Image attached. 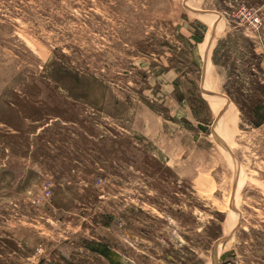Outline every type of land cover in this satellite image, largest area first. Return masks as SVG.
<instances>
[{"label": "rangeland", "instance_id": "obj_1", "mask_svg": "<svg viewBox=\"0 0 264 264\" xmlns=\"http://www.w3.org/2000/svg\"><path fill=\"white\" fill-rule=\"evenodd\" d=\"M0 264H264V0H0Z\"/></svg>", "mask_w": 264, "mask_h": 264}, {"label": "bare ground", "instance_id": "obj_2", "mask_svg": "<svg viewBox=\"0 0 264 264\" xmlns=\"http://www.w3.org/2000/svg\"><path fill=\"white\" fill-rule=\"evenodd\" d=\"M213 106H214L215 108H217V109H218L220 106L223 107L222 103H220V102H214V103H213Z\"/></svg>", "mask_w": 264, "mask_h": 264}, {"label": "built area", "instance_id": "obj_3", "mask_svg": "<svg viewBox=\"0 0 264 264\" xmlns=\"http://www.w3.org/2000/svg\"><path fill=\"white\" fill-rule=\"evenodd\" d=\"M259 19L258 18H255V21H258Z\"/></svg>", "mask_w": 264, "mask_h": 264}]
</instances>
